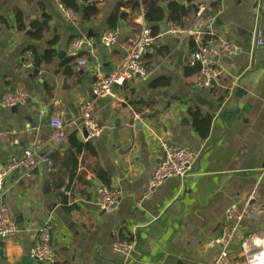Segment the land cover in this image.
<instances>
[{
  "label": "crops",
  "instance_id": "crops-1",
  "mask_svg": "<svg viewBox=\"0 0 264 264\" xmlns=\"http://www.w3.org/2000/svg\"><path fill=\"white\" fill-rule=\"evenodd\" d=\"M172 2L188 10L178 22L169 20ZM67 3H75L79 12ZM60 5L74 12V24L65 19ZM93 5L99 14L85 21L83 10ZM156 7L164 19L151 22L146 14ZM201 10L215 18V39L237 48L234 55L218 50L219 77L211 90L195 87L199 70L189 63L194 40L174 37L162 27L173 23L189 30ZM17 12L24 17L25 31L18 30ZM45 15L50 17L49 30L45 40L37 41L31 24ZM144 28L158 36L144 56L148 79L135 78L97 99L96 118L104 131L86 140L76 127L80 107L95 99L96 75L114 74L128 57L131 40ZM108 32L117 35L110 47L104 43ZM259 34L264 41V0H0V168L37 141L45 144L47 159L58 152L54 170L45 159L31 179L19 181V172L7 179L15 183L6 202L17 236L0 241V264H41L31 260L30 252L47 220L55 226L54 264H213L222 251L216 241L223 236L227 209L254 191L264 205V44H256ZM79 37L88 44L74 59L69 44ZM56 38V57L44 63ZM26 51L38 56L34 69L21 65ZM61 52L65 55L60 57ZM79 59L86 61V68L79 66ZM162 79L168 86H151ZM16 90L28 95V104L1 106L3 95ZM190 107L212 117L206 139L195 131ZM52 118L63 120L68 134L76 131L80 142L88 141L96 156L76 153L68 140L55 145ZM130 122L143 128L134 130ZM159 139L189 148L198 159L185 178L166 181L143 201L159 163ZM101 187L120 193L111 210L98 205L96 191ZM251 238L264 246V214L243 220L229 246L231 256L241 257L242 242ZM123 239H135L131 255L113 251V244Z\"/></svg>",
  "mask_w": 264,
  "mask_h": 264
},
{
  "label": "built area",
  "instance_id": "built-area-1",
  "mask_svg": "<svg viewBox=\"0 0 264 264\" xmlns=\"http://www.w3.org/2000/svg\"><path fill=\"white\" fill-rule=\"evenodd\" d=\"M61 12L65 19L74 24L76 16L74 12L60 5ZM215 18L207 17L205 11L201 10L195 19V23L189 30H180L175 24L170 23L168 32L174 37L188 36L194 40L195 50L190 52L189 63L191 66H199V75L195 87L202 90H211L218 81L219 71L215 65V56L218 50H222L228 55H234L237 48L234 44L226 40L215 39ZM205 37H209L208 43H204ZM158 36L154 35L149 28H144L141 33L131 40L129 54L124 59L114 74L105 76L98 73L92 84V94L95 99L85 102L79 110L77 131L83 134L86 130L88 138L86 140L99 137L104 127L97 121L96 100L106 98L112 95L116 87L125 88L128 81L138 78L140 80L148 79L150 72L144 62V56L150 48L157 42ZM117 35L108 32L104 37V43L107 47L115 44ZM88 44L83 37L73 39L69 44L68 54L71 58L78 59L81 50ZM264 41L261 35H258L257 45L261 46ZM21 65L25 69H34V55L26 51L21 60ZM79 66L86 68L87 63L84 59H79ZM29 97L26 93L16 90L6 92L1 100V106L4 108H17L28 104ZM134 118L142 121L143 115L134 113ZM51 127L54 129L52 141L55 145H61L67 138L68 126L59 119L52 118ZM45 144L37 141L29 149H26L19 158L13 157L0 168V241L13 239L17 236V228L12 223L6 196L12 184L7 179L15 172L20 173L19 181H26L33 177L41 162L47 159L43 155ZM160 159L157 168L148 182L142 196L146 201L153 196L155 191L166 181L173 178H185L193 170L198 156L189 148H177L171 143L159 139ZM52 167V163L46 160ZM71 194L67 192V196ZM98 205L101 210H111L118 204L120 193L105 187L98 188L96 191ZM264 214V205L260 201L257 193L252 192L247 198L239 200L232 204L226 211L227 224L224 228L223 236L216 244L222 246V251L215 259L213 264H264V246H257L254 239L249 243L242 242L243 252L241 257L231 256L229 246L236 241L241 223L246 218ZM54 224L47 220L39 229L36 242L33 245L30 258L33 262L41 264H54L55 249L53 246ZM135 239H123L113 244L112 249L117 253L131 255L135 249ZM247 243V244H246Z\"/></svg>",
  "mask_w": 264,
  "mask_h": 264
},
{
  "label": "trees",
  "instance_id": "trees-1",
  "mask_svg": "<svg viewBox=\"0 0 264 264\" xmlns=\"http://www.w3.org/2000/svg\"><path fill=\"white\" fill-rule=\"evenodd\" d=\"M65 6L67 8L72 9L75 13L79 12V7L75 3H67V5ZM169 10H170L169 20L174 21V22H178V17L181 18V17H186L188 15V10H186L184 6L176 2H172L169 5ZM83 13H84V20L91 21L98 16L99 9L95 5H93V6L86 7L83 10ZM16 18H17L18 30L25 31V23H24L23 15L20 12H17ZM146 18L151 22L152 21H162L164 19V13L160 8L156 7L148 11V13L146 14ZM49 21H50V17L48 15H45L43 16L41 20L32 22L31 30H32L33 39L37 41L45 40L46 34L48 33V30H49V26H48ZM210 40L212 39L209 37H205L203 42L206 44ZM57 41L58 40L56 38L52 42L49 43L50 48L45 52V55L43 57L44 63H52L54 61L56 57V51L52 47L57 43ZM195 47L196 45L192 41L191 42V52L195 50ZM34 60H35V64H38L39 62L38 56L35 57L34 55ZM194 67L198 68L199 70V66L196 65ZM168 84L169 82L167 80L162 79V80H157L153 82L151 86L153 88H159V87H166L168 86ZM189 114L191 115L193 119V127L195 131L199 134V136L202 139H206L210 134L212 117L209 115L203 114L197 107H190ZM77 137L78 136H77L76 131L71 134H68L66 140H68L70 144L69 148L72 150H75L76 153L78 154L82 153L83 151H86V152H89L91 155L96 156V152L93 146L88 141L80 142ZM57 154L58 152L57 153L53 152L52 154L48 156V160L52 163V170H54L56 166ZM100 178L102 179V181L104 182L106 186L109 185L110 180L107 174L102 172V174L100 175ZM64 203L65 204L67 203L66 198L64 199Z\"/></svg>",
  "mask_w": 264,
  "mask_h": 264
},
{
  "label": "water",
  "instance_id": "water-1",
  "mask_svg": "<svg viewBox=\"0 0 264 264\" xmlns=\"http://www.w3.org/2000/svg\"><path fill=\"white\" fill-rule=\"evenodd\" d=\"M162 27L164 28V31H168V26H167V24H163ZM165 29H166V30H165ZM257 40H258V37H257V39H256V44H257ZM64 55H65V52H61V53H60V57H61V56H64ZM122 125H123V126H126L127 123H123ZM128 125H129L130 127H132L134 130H141V129L143 128L142 125H138V126L134 125V122H130V123H128ZM123 126L119 127V128L116 130L117 133H118L120 130L123 129ZM83 136H84L85 139L88 138V135H87L86 130H83ZM132 136H133V133H132Z\"/></svg>",
  "mask_w": 264,
  "mask_h": 264
}]
</instances>
